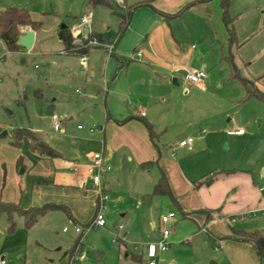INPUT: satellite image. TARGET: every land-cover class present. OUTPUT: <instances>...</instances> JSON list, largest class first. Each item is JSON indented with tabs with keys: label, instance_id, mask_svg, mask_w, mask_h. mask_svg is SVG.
Wrapping results in <instances>:
<instances>
[{
	"label": "rangeland",
	"instance_id": "obj_1",
	"mask_svg": "<svg viewBox=\"0 0 264 264\" xmlns=\"http://www.w3.org/2000/svg\"><path fill=\"white\" fill-rule=\"evenodd\" d=\"M213 1L215 0H210L209 5ZM126 2L114 3L110 9L103 3H97L95 7L121 12ZM9 6L29 9L33 19L40 22V27L35 30L38 40L32 52L25 48L7 51L0 40V143L9 142L11 130L18 126L37 131L50 145L59 144L66 139V143L60 144V148L68 153L72 137L79 132L78 121L75 118L71 120L72 115L65 113L63 108L71 107L76 112L87 115L92 109H97L98 105L102 106L98 98L89 104L78 101L84 87L73 83L70 74L77 70L85 73L91 68L82 66L80 57L67 54L68 48L59 40L62 25L70 27L77 17L81 18L87 2L0 0V11ZM95 7L92 6L89 10ZM231 13L235 19L238 42V47H233L235 64L242 75L254 81L257 91L264 94V0H232ZM177 22L187 44L194 43L196 50L204 49V56H198L197 64L194 63L191 67L205 71L209 83L193 86L177 75V84L174 83V77H170L163 97L152 99L154 109L170 111L168 116L166 112L165 115L157 113L156 116L159 125L166 122L169 124L168 129L165 125L162 129L155 127V142L162 156L178 161L186 175L197 181L211 174L218 178L226 170H236L235 172L253 175L257 187L264 186V99L257 95H247V90L239 79L229 78L228 63L222 58V51L228 52L224 23L219 19L214 28L211 22L213 32L206 33L202 17L197 11L185 13ZM74 45L77 47L86 44L81 38L74 41ZM86 46L91 47L93 44L87 43ZM62 90L68 97L77 100L70 99V104L58 100L60 104H56V92ZM141 102L137 108L144 105L147 108L146 101ZM54 112L66 116L60 130L54 129ZM81 125L84 127V124ZM182 125L185 126L182 131H174ZM87 126L88 129L100 131L97 121ZM238 129L242 130L241 134L233 132ZM5 131L7 134H4ZM180 132H183V138L193 137L192 150L180 147L179 140L176 139ZM2 155L1 152L0 177L2 184L5 183V193L8 194L14 187L19 191L21 188L23 193L27 192L29 183L32 184V161L26 160L25 164L19 165L17 160L10 162L8 157L1 161ZM23 155L26 156L25 153ZM25 166L27 170L22 173ZM159 167V164H155L149 170L139 169L134 180L123 179L119 186L121 194H113L107 188V223L103 227L91 225L92 216L79 218L75 222L62 210L49 211L34 226L29 227L31 240L28 250L33 259L40 264H65L66 254L73 252L80 242V252L86 257L76 260L75 264H144L149 257L146 255V248L143 255L142 244L150 239L149 234L153 230L160 232L162 215L170 210L176 213V217L166 224L171 229V236L168 238L171 246L155 258L158 264L173 261L175 264H210L211 261L231 264L226 256L229 248L220 242L232 234L234 229H264V221L260 223L262 218L264 220V211L255 208L240 214L225 215L224 221L213 222L211 236L208 231H198L197 223L184 217L169 196L154 195L151 198L152 205L144 203L146 192L152 190L150 179L154 178ZM133 171L134 166L125 170L130 178ZM29 198L26 195L24 204L30 203ZM116 198H119V202ZM122 200L127 204L121 205ZM19 204L23 207L21 202ZM122 213L125 215L122 216ZM212 216L219 219L218 214L214 213ZM231 217L235 218L234 222ZM121 223L124 225L123 229L117 227ZM202 223L199 224L204 225ZM76 225L80 227V232H76ZM64 227L68 230L64 231ZM36 239L40 242L39 246ZM228 243L235 244L230 241ZM135 245L139 247L135 249ZM259 264H264V259L259 260Z\"/></svg>",
	"mask_w": 264,
	"mask_h": 264
},
{
	"label": "crops",
	"instance_id": "obj_2",
	"mask_svg": "<svg viewBox=\"0 0 264 264\" xmlns=\"http://www.w3.org/2000/svg\"><path fill=\"white\" fill-rule=\"evenodd\" d=\"M124 1H128V3L126 2L122 7L123 11L111 12L106 8L95 7V4L103 3L110 9L114 3H88L86 0L87 7L83 15L89 11V8L95 7L91 10L93 12L92 31L95 35L100 36L103 41L94 44L82 53L87 56V64L85 65L80 59L82 54L74 52L75 47L66 50L67 54L80 57L82 66L91 68L85 73L77 70L70 74L73 83L84 87L83 94L78 98V101L89 104L98 98L102 106L98 105L97 109H92L87 115L80 114L71 107L63 108L65 113L72 115L70 116L71 120L75 118L78 121L77 128L80 124H84V127L78 128L77 136L72 137L70 152L65 153L60 148V144L66 143V139L59 144H51L61 153L60 157H46L32 152L27 139L22 145V149L12 146L9 142L0 143V153H3L1 161H5L8 157L10 162L15 159L18 163V158L21 155L23 156L22 165L25 164L26 160L32 161L30 165L32 184L29 183V190L23 193L21 188L19 191L14 187L11 192L6 194L4 191L5 183L2 184L0 177V199L16 203L21 202L23 207L42 205L48 202L65 204L70 209L71 216L68 214L67 216L71 221L78 222L79 218L90 216L93 218L98 193L97 184L91 177L89 167L92 160L91 154L101 152L105 164L111 165V169L104 171L102 178V185L105 190L108 188L113 194H121L119 186L123 179L126 181L134 180V177L139 174V169L149 170L150 167L159 164L160 167L154 173V178L150 179L152 190L146 192L147 195L145 194L143 202L152 205L151 198L154 195L151 198L149 195L152 194L155 184L164 172L172 194L175 196V198L169 197L183 211L184 217L197 223L199 230L206 225L207 233L211 236L212 223L224 221L225 215L240 214L254 208L264 211V195L261 194L264 192L260 191V187L264 186L257 187L253 175L239 172L224 173L210 184H200V181L191 179L186 175L178 161L163 157L155 142L157 136L155 127L162 129L165 125L167 129L169 128L167 122L159 125L156 120L157 113L165 115L166 112V116H168L170 111L154 109L155 104H153L152 99L163 97L165 86L170 77H174L175 84L179 81L177 75L185 80V69H192L191 65L197 64L196 58L198 56L202 58L205 54L203 48V50H196L197 46L194 43L187 44L184 40L185 35L180 30L177 21L183 18L185 13L197 11L198 15L202 17L206 33H212L211 22L214 28L217 20L220 19L223 22L221 0L213 1L212 5L208 3L210 0L197 2L178 15L177 13L185 5L196 0H151L150 4L139 6L132 12L126 30L121 33L120 24L128 11V7L145 0ZM79 18L77 17L74 23ZM21 26L32 29L34 33L37 30L28 25H20L19 29ZM64 28L69 30L67 25ZM64 28L61 27L59 31V40L64 42L68 48V44L61 37V30ZM23 34L21 33V35ZM0 40L5 45L6 50L10 51L5 42L1 38ZM37 40L35 34L33 47ZM111 43L114 44V53L110 55L107 52V45ZM33 47L27 49L22 46L28 52H32ZM223 53L227 52L223 50L222 55ZM198 65L201 67L200 63ZM186 82L193 86H204L209 83V78L206 75L198 82ZM70 99L77 100L68 97L64 90L56 92L54 98L58 105L60 104L58 100L70 104ZM142 100L146 101L147 108L144 105L138 109L137 105L142 103ZM142 111H145V115L141 114ZM64 117L63 122L66 120V116ZM96 121L100 131L91 132L87 125ZM184 127V125L176 127L174 131H182ZM151 130L154 131V136H152ZM235 131L233 132L235 133ZM177 136L183 137V132ZM187 149L192 150L193 148ZM146 161H154V163L148 168H144L142 163ZM133 166L134 171L131 172L130 178L125 170ZM26 170L27 166L21 172ZM142 182L144 181L142 180ZM26 195L30 196V203L28 204H24ZM116 199L119 202V198ZM120 202L121 205L127 204L123 200ZM141 206L140 208H142ZM210 210L211 213H209ZM140 213L142 214V211ZM214 213L219 215V219L213 218ZM44 215L40 216L34 225ZM124 215L125 213H122V216ZM139 216L140 214L137 215L138 218ZM262 221H264L263 218L260 223ZM15 222L14 230L10 231L7 215L0 212V254L7 259L6 264H40L38 260L33 259L28 250L31 231L26 227L24 217L16 214ZM200 222H203L204 225L199 224ZM161 232L162 229L160 232L153 230L146 243L157 242L162 239ZM234 236L235 234L232 232L225 237L226 239L222 240L223 238H221L222 241L220 242L229 248L226 256L230 263L259 264V260H262L258 257L253 244L238 241L234 239ZM211 241L213 243V240ZM229 241L235 244L228 243ZM36 243L38 246L40 245L38 239H36ZM216 248L218 247L216 246ZM142 253L144 255V247ZM69 254H66L65 264H68ZM159 264L165 263L160 262ZM169 264H175V261ZM210 264H217V262L211 261Z\"/></svg>",
	"mask_w": 264,
	"mask_h": 264
},
{
	"label": "trees",
	"instance_id": "obj_3",
	"mask_svg": "<svg viewBox=\"0 0 264 264\" xmlns=\"http://www.w3.org/2000/svg\"><path fill=\"white\" fill-rule=\"evenodd\" d=\"M151 0H145L140 1L131 7H128V11L126 15L123 17L120 24V32L123 33L130 21L132 12L139 6H144L150 4ZM202 1H208V0H196L193 1L190 4L185 5L178 14L183 12L185 9L189 8L191 5L202 2ZM96 2H104L107 4H113L106 0H88V3H96ZM231 3L232 0H221V8H222V20L225 24V27L228 32V52L223 53L222 58L225 59L228 63L229 69H228V76L229 78L233 79H239L243 85L245 86L247 90V95H257L264 99V94L259 93L257 91V88L255 87L254 81L252 79L247 78L246 76L241 74V71L239 67L235 64V54L233 52V47H238L237 42V36L234 28V16L231 13ZM20 25H28L31 26L33 29H38L40 27V22L37 20H34L31 16V13L29 9L23 8V7H17V6H9L5 9L0 11V38L5 42L7 48L10 51H17L22 46L18 43L21 32L19 29ZM61 37L62 39L68 44V49L75 47L73 38L71 36V33L67 28H64L61 30ZM83 43L87 45L91 39H97L98 42L103 41V39L100 36L95 35L92 33L90 37L88 38H82ZM86 45H80L75 47L74 52L82 54L84 53L89 47ZM7 134V133H6ZM152 136L155 135L154 131L151 130ZM29 141V148L32 152L38 153L42 156L46 157H60L61 153L56 150L52 145H50L47 141H45L40 134L30 128H23V127H14L9 135V144L15 147H21L25 140ZM23 163V156H19L18 158V164L22 165ZM154 161H146L142 163V167L148 168L153 164ZM236 170H226L224 171L225 174H229L231 172H235ZM216 178V175L211 174L208 177H205L203 180H201L200 184H210L214 181ZM153 195H168L171 198H175V196L172 194L169 181L162 172L161 177L157 181V183L154 186L153 192L149 197L151 198ZM97 202H98V196L96 199V207H95V213L97 211ZM62 210L68 216H71L70 209L65 204H59V203H44L42 205H34L30 206L28 208H23L20 206L19 203L12 202V201H3L0 199V212L5 213L9 220V230L13 231L16 225L15 222V215H21L25 219V225L27 228L34 225V223L38 220V218L44 214H46L50 210ZM94 213V215H95ZM183 213V211H182ZM211 213V210L209 211ZM94 217V216H93ZM93 219V218H92ZM234 239L242 242H251L256 250V253L258 257L263 260L264 259V229H255V230H235L234 229Z\"/></svg>",
	"mask_w": 264,
	"mask_h": 264
},
{
	"label": "built area",
	"instance_id": "obj_4",
	"mask_svg": "<svg viewBox=\"0 0 264 264\" xmlns=\"http://www.w3.org/2000/svg\"><path fill=\"white\" fill-rule=\"evenodd\" d=\"M111 3L115 4H121L123 3L124 0H106ZM92 19H93V12L91 10L87 11L79 20H77L75 23H73L70 27V33L73 38V42L76 41L77 39L81 38H88L90 35L93 33L92 31ZM30 30L27 27L21 26L20 31L21 33H27V31ZM90 44H99L97 39H91L89 41ZM107 52L108 54H113L114 53V44H108L107 45ZM140 54V52H138ZM81 60L82 63L85 65L87 64V56L85 54L81 55ZM206 72L203 70H196V69H185V75L184 78L187 81L191 82H198L201 79L206 77ZM142 115H145V112H141ZM64 116L58 115L56 112L52 114V120L54 124V129L55 130H60L61 125L63 123ZM79 129L83 128V125H78ZM90 131L93 132L94 129L90 128ZM235 133H242L241 129H238L235 131ZM194 139L193 137H188V138H183L180 137L179 139V145L180 147H187L189 149L192 148L193 146ZM91 164L89 167V171L91 173V177L93 181L97 184V193H98V202H97V211L91 220L90 224L103 227L106 225L107 220L105 216V210L107 208V205L105 204V201L108 199V195L106 193V190L104 186L102 185V178L104 171L107 169H111V165L105 164L104 162V156L101 152H94L91 154ZM260 191L264 192V187H260ZM176 216V213L174 211H170L167 214L162 215L161 222L163 224L162 227V239H160L157 242H149L145 243L144 245L142 244V247L147 249V256L149 257V260H147L144 264H158L156 262V257L160 252L166 251L170 247V242L168 241V238L170 237L171 229L166 227V224ZM225 218V217H223ZM231 221H235L234 217H231ZM117 227L119 229H123L124 225L118 224ZM64 231H67L68 228L64 227ZM76 232H80L81 229L78 225L75 226ZM199 231H204L207 232V226H203ZM80 242L77 244L73 252H71L68 256V264H75L76 260H80L85 258V254L80 252ZM139 246L135 245V249H137ZM218 250V248H216ZM7 259L0 254V264H6Z\"/></svg>",
	"mask_w": 264,
	"mask_h": 264
},
{
	"label": "water",
	"instance_id": "obj_5",
	"mask_svg": "<svg viewBox=\"0 0 264 264\" xmlns=\"http://www.w3.org/2000/svg\"><path fill=\"white\" fill-rule=\"evenodd\" d=\"M66 25H62V28H64ZM34 39H35V33L32 29L28 30L27 33L23 34L20 36L18 43L21 46H24L27 49H31L34 44ZM7 131H5V134ZM176 139H180V136H177Z\"/></svg>",
	"mask_w": 264,
	"mask_h": 264
}]
</instances>
